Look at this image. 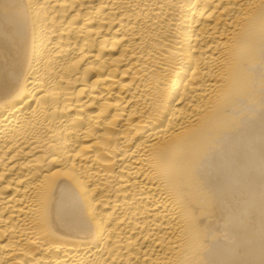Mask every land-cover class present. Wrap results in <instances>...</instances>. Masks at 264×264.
Instances as JSON below:
<instances>
[{"label":"bare ground","instance_id":"1","mask_svg":"<svg viewBox=\"0 0 264 264\" xmlns=\"http://www.w3.org/2000/svg\"><path fill=\"white\" fill-rule=\"evenodd\" d=\"M0 264H264V0H0Z\"/></svg>","mask_w":264,"mask_h":264}]
</instances>
